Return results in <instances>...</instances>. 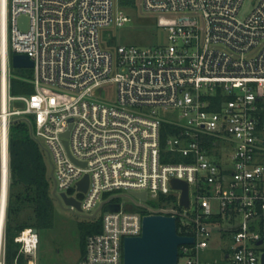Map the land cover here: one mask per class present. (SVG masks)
Instances as JSON below:
<instances>
[{
	"label": "built area",
	"instance_id": "obj_1",
	"mask_svg": "<svg viewBox=\"0 0 264 264\" xmlns=\"http://www.w3.org/2000/svg\"><path fill=\"white\" fill-rule=\"evenodd\" d=\"M242 1L140 0L145 11L161 14L169 40L140 47L102 40V28L130 19L121 0H0V130L6 126L8 135L12 115L29 118L52 161L54 194L73 196L83 212L99 209L114 197L104 193L116 190L144 198L174 190L181 207L106 208L78 264H123L124 237L139 235L143 215L152 213L174 215L177 232L193 236L179 245L184 264H211L201 263L198 251L214 230L231 238L225 264H262L264 0L241 17ZM15 53L33 61L32 93L10 94ZM112 86L115 100L106 101ZM15 100L22 105L10 108ZM158 107L178 108L184 122L161 118ZM163 122L177 129L163 150L188 160L162 161ZM84 174L89 182L81 191ZM172 178L188 184V207ZM4 223L5 213L0 264H8ZM15 240L18 252L35 257L34 228Z\"/></svg>",
	"mask_w": 264,
	"mask_h": 264
},
{
	"label": "rangeland",
	"instance_id": "obj_2",
	"mask_svg": "<svg viewBox=\"0 0 264 264\" xmlns=\"http://www.w3.org/2000/svg\"><path fill=\"white\" fill-rule=\"evenodd\" d=\"M121 1L123 2L122 7L130 19L122 26L110 24L102 28L101 37L103 41H105L110 46H115L117 44H133L140 47L159 46L169 42L167 37L168 32L165 28L166 21L160 19L161 14L145 11L141 7L140 0ZM256 2L257 0H243L239 15L241 17L247 15L254 7ZM11 72L16 76L27 80L34 91V83L31 81L34 76L32 66L14 67L11 65ZM109 91L112 92L111 97H105L103 99L112 102L115 100V86H112ZM21 105L22 104L20 101H11L10 108L19 107ZM157 111L159 116L165 120L184 122L179 115L180 110L178 108L158 107ZM12 118H23L24 120L29 119L25 114L12 115L11 119ZM40 146L42 148L44 159L47 165V175L50 180V193L53 201V208L51 226L36 228L39 243L35 257H33L31 254L26 255L27 257L35 259L37 257V262L39 264H78V261L84 250V247L81 243V224L96 220L104 213L106 208L112 209L113 206H115L114 204L123 203V206L128 209H132L134 207L141 208L142 206L138 205V203H142L143 206L148 207L172 206L181 209L174 190H171L169 194H161L159 198L148 196L144 199H139V197L128 190H116L104 193V196L108 197L112 195L114 197L111 202H105L104 205L99 209L94 208L91 211L84 210L83 212L80 210H74L70 208V206L66 205L57 194H54L52 161L45 145L42 144ZM262 182H264V174H262ZM17 191H19L21 198L15 202V205L18 207V209L12 213L14 220L13 222L24 225V228L21 231L29 227L34 228V204L32 200L27 198L30 190H26L22 185H20L19 188L15 189V192ZM193 192L194 189L192 188V196ZM81 195L82 194H80V196ZM101 197L103 198V195ZM102 198L99 199L98 202H100ZM148 212L149 211H146V213ZM189 214L191 216L194 214L193 208L189 210ZM186 220L189 221L188 218H186ZM230 239L231 238L229 236H221L217 230H214L209 239L208 247L198 251L199 261L201 263L210 262L211 264H225L227 261L225 253L229 249ZM18 243L20 247L21 243ZM20 253H23V251ZM185 261L186 258L183 255L178 257V264H184Z\"/></svg>",
	"mask_w": 264,
	"mask_h": 264
},
{
	"label": "trees",
	"instance_id": "obj_3",
	"mask_svg": "<svg viewBox=\"0 0 264 264\" xmlns=\"http://www.w3.org/2000/svg\"><path fill=\"white\" fill-rule=\"evenodd\" d=\"M12 76L10 78V94H29L33 92L30 83L22 77ZM24 92V93H22ZM176 127L170 123L163 122L161 126L162 161H186V157L178 153L169 157L163 150L165 138L168 134L176 132ZM8 167L9 182L7 189V200L5 210L4 236L6 262L11 264L18 254L19 243L15 236L24 228L23 224L13 222L12 213L18 209L15 202L20 200L19 191L15 192L20 185L30 190L27 198L33 201L35 223L34 228L49 227L52 224L53 201L50 193V180L47 175V165L42 148L31 134L29 123L23 118H12L8 128ZM1 179V173H0ZM16 187V188H15ZM113 199V198H112ZM110 200V202L112 201ZM112 209L117 208L114 204ZM177 220V227L179 228ZM81 243L89 233L99 232L102 229L101 216L96 220L81 224ZM182 232V231H181ZM21 261V254L17 256Z\"/></svg>",
	"mask_w": 264,
	"mask_h": 264
},
{
	"label": "water",
	"instance_id": "obj_4",
	"mask_svg": "<svg viewBox=\"0 0 264 264\" xmlns=\"http://www.w3.org/2000/svg\"><path fill=\"white\" fill-rule=\"evenodd\" d=\"M26 20V17H23ZM11 65L27 66L33 65V61L27 54L15 53L11 57ZM17 77L16 75H13ZM69 133H64L66 137ZM67 146V140H64ZM89 182L88 174L77 182V188L81 191L87 189ZM170 184L181 190L179 202L182 206H189V192L186 181L172 178ZM1 189V184H0ZM138 197H145L144 192H133ZM61 200L68 206L74 205L81 210L80 201L64 192L60 194ZM0 203L1 193H0ZM36 230V228H34ZM193 236L182 235L177 232L176 217L174 215L152 213L142 217L141 232L139 235L126 236L123 239V264H178L179 245L192 243ZM261 242V241H259ZM264 264V254L261 256Z\"/></svg>",
	"mask_w": 264,
	"mask_h": 264
},
{
	"label": "bare ground",
	"instance_id": "obj_5",
	"mask_svg": "<svg viewBox=\"0 0 264 264\" xmlns=\"http://www.w3.org/2000/svg\"><path fill=\"white\" fill-rule=\"evenodd\" d=\"M0 173H1V212H0V221H2V218L5 213V206H6V200H7V187H8V135H7V127L4 126L0 130Z\"/></svg>",
	"mask_w": 264,
	"mask_h": 264
},
{
	"label": "crops",
	"instance_id": "obj_6",
	"mask_svg": "<svg viewBox=\"0 0 264 264\" xmlns=\"http://www.w3.org/2000/svg\"><path fill=\"white\" fill-rule=\"evenodd\" d=\"M38 248V246H37ZM20 252H18V254L15 256L13 262L11 264H39L37 262V257L36 259L35 258H30V257H27L26 255H30L28 253H20L21 254V261H18L17 260V256L19 255Z\"/></svg>",
	"mask_w": 264,
	"mask_h": 264
}]
</instances>
